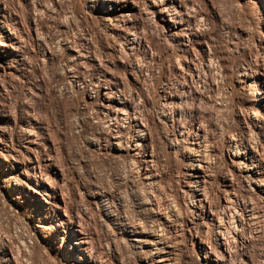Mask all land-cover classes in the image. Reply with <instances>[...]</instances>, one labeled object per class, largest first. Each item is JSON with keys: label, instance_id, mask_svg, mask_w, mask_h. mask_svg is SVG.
<instances>
[{"label": "rangeland", "instance_id": "374dc122", "mask_svg": "<svg viewBox=\"0 0 264 264\" xmlns=\"http://www.w3.org/2000/svg\"><path fill=\"white\" fill-rule=\"evenodd\" d=\"M0 264H264V0H0Z\"/></svg>", "mask_w": 264, "mask_h": 264}]
</instances>
